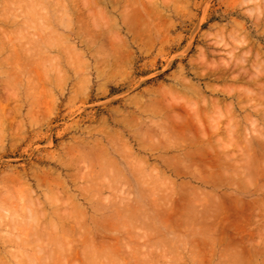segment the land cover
Returning <instances> with one entry per match:
<instances>
[{"label":"rangeland","instance_id":"obj_1","mask_svg":"<svg viewBox=\"0 0 264 264\" xmlns=\"http://www.w3.org/2000/svg\"><path fill=\"white\" fill-rule=\"evenodd\" d=\"M263 68L264 0H0V264H264Z\"/></svg>","mask_w":264,"mask_h":264},{"label":"bare ground","instance_id":"obj_2","mask_svg":"<svg viewBox=\"0 0 264 264\" xmlns=\"http://www.w3.org/2000/svg\"><path fill=\"white\" fill-rule=\"evenodd\" d=\"M104 11V10H103ZM252 48V47H251ZM263 55V54H262ZM239 62V61H238ZM243 62V61H242ZM241 63V62H240ZM244 63V62H243ZM263 63V62H262ZM229 64V63H228ZM264 69V68H263ZM257 72V71H256ZM253 73V72H252ZM258 73H259V71H258ZM222 75V74H221ZM238 75V74H237ZM254 76V75H253ZM256 77V76H255ZM261 77V76H260ZM240 78V77H239ZM239 78H238V80H239ZM247 78V77H246ZM257 79H258V77H256ZM233 79H234V77H233ZM251 79V78H250ZM253 79V78H252ZM247 80H249V79H247ZM259 80V79H258ZM240 81V80H239ZM254 81V80H253ZM252 81V82H253ZM262 82V81H261ZM260 85V84H259ZM262 86V85H261ZM262 89H264V87L262 88ZM198 92V91H197ZM226 92V91H225ZM246 93H248V92H246ZM264 93V92H263ZM264 96V95H263ZM258 97V96H257ZM195 111V110H194ZM198 111V110H197ZM196 112V111H195ZM221 112V111H220ZM233 116V115H232ZM255 223V222H254ZM248 228V227H247ZM257 234V233H256ZM253 246V245H252ZM89 250V249H88ZM89 252V251H88ZM22 259V258H21Z\"/></svg>","mask_w":264,"mask_h":264},{"label":"clouds","instance_id":"obj_3","mask_svg":"<svg viewBox=\"0 0 264 264\" xmlns=\"http://www.w3.org/2000/svg\"><path fill=\"white\" fill-rule=\"evenodd\" d=\"M249 2H253V0H249ZM135 89H132V91H134Z\"/></svg>","mask_w":264,"mask_h":264}]
</instances>
